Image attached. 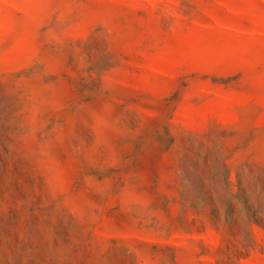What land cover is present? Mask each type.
<instances>
[{
  "label": "rangeland",
  "instance_id": "374dc122",
  "mask_svg": "<svg viewBox=\"0 0 264 264\" xmlns=\"http://www.w3.org/2000/svg\"><path fill=\"white\" fill-rule=\"evenodd\" d=\"M0 264H264V0H0Z\"/></svg>",
  "mask_w": 264,
  "mask_h": 264
}]
</instances>
